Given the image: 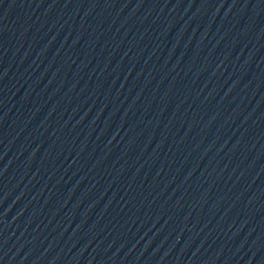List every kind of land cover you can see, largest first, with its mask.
Masks as SVG:
<instances>
[{"label": "water", "instance_id": "obj_1", "mask_svg": "<svg viewBox=\"0 0 264 264\" xmlns=\"http://www.w3.org/2000/svg\"><path fill=\"white\" fill-rule=\"evenodd\" d=\"M0 264H264V0H0Z\"/></svg>", "mask_w": 264, "mask_h": 264}]
</instances>
